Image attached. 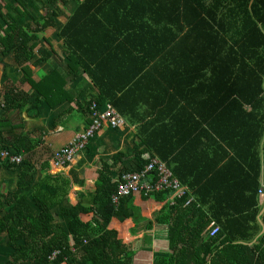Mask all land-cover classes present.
Returning a JSON list of instances; mask_svg holds the SVG:
<instances>
[{"label": "trees", "instance_id": "trees-1", "mask_svg": "<svg viewBox=\"0 0 264 264\" xmlns=\"http://www.w3.org/2000/svg\"><path fill=\"white\" fill-rule=\"evenodd\" d=\"M114 1L0 0V149L22 156V161L16 165L0 158L1 262L132 264L133 253L119 239L112 220H130L138 224L142 208L134 206L136 196L123 199L115 208L111 197L116 192L117 182L109 176L113 170L104 169L93 184L92 197L84 200L72 192L75 204L70 205L68 195L73 186H84L80 170L71 168L68 174H51L52 153L47 148L38 149L43 144V127L25 130L26 122L16 124L14 115L18 112L25 113L29 119L47 117L54 124L62 116L59 108H62L61 113L72 111V98L64 90L65 86L71 77L75 80L84 76L87 85L97 93L91 101L98 109L113 102L117 111L127 116L129 113L114 102V97L117 94H122V99L127 97L126 105L140 83L154 76L156 83L165 86L166 98L173 101V105L167 107H175V114L180 111L189 114L193 121L192 132H188L191 147L200 140L199 136L191 137L197 130L196 125L207 124L206 105L220 99L212 102V105L218 102L212 114L220 122L211 131L216 135L215 143L221 148L227 147L233 155L226 165L233 172L223 174L219 183L217 180L222 174L214 166L211 168L209 160H204L201 168L197 166L201 172L191 167L182 169L191 181L181 180L173 155L169 162L164 161L168 167L175 162L172 174L186 186L180 183L185 187V194L172 201L167 190L139 196L144 203L170 202L165 203L155 218L158 225L168 227L169 243L168 253L160 254L155 264H264V233L257 238L261 232L258 216L263 209L264 196L258 195L264 165V0H238L237 9H226L228 15L223 17L233 16L237 20L230 28L233 31L227 34L225 30L221 31V26L217 27L218 31L211 27L209 32L213 39L202 47L210 51L203 57L171 60L163 55L158 61L146 54L150 52L151 43L141 44L139 51L128 48L126 41L119 42L120 35L114 36L110 30L114 27L112 20L102 13ZM206 1L211 0H176V4L193 3L204 9L202 5ZM140 2L150 5L154 0H136V3L127 0L118 20L153 18V10L137 12L133 8ZM132 3L135 4L129 9L128 5ZM71 4L75 5L73 12L66 13L65 9L69 10ZM203 13L210 16L209 10ZM61 18L65 19L62 27L52 33L62 42L61 54H57L45 48L50 44L45 37L39 39V35L57 30ZM80 22H96L105 34L114 36L103 48L107 53L100 58L102 64L95 63V58H87V44L75 41L76 26ZM197 47L198 44L192 45V48ZM174 48H179V44ZM121 49L128 53L127 62L119 57ZM8 58L14 61L10 66L4 63ZM62 62L66 76L57 69ZM47 63L54 65L53 69L43 78L33 79L31 68L37 69ZM135 64H140V70L126 76L127 80L116 90L110 87L118 74H101V70H108L107 66L119 68L121 65L129 70ZM156 68L164 70L153 73ZM15 74L21 76L20 79H16ZM25 83L30 86V91L23 93L21 87ZM214 83L222 84L223 88H214ZM62 98L67 102L60 103ZM91 101L78 108L88 113ZM86 123L89 125L90 120ZM185 139L176 143L173 150L187 149L189 137ZM88 145L84 154H88ZM232 165L236 169H232ZM143 169L141 165L134 170L125 168L119 176ZM204 169L209 170L204 172ZM2 174L7 179H2ZM224 184L229 185L227 190ZM188 201L191 202L186 205ZM260 221L264 227V212ZM149 224L148 231H151L152 224ZM212 224L220 228L215 238L209 237ZM4 234L5 241L1 240ZM254 240L255 243L249 246ZM56 251L60 254L49 260Z\"/></svg>", "mask_w": 264, "mask_h": 264}, {"label": "crops", "instance_id": "crops-1", "mask_svg": "<svg viewBox=\"0 0 264 264\" xmlns=\"http://www.w3.org/2000/svg\"><path fill=\"white\" fill-rule=\"evenodd\" d=\"M126 3L127 0H115L110 8L103 10V15L112 20L111 24L114 27L110 30H112L114 36L120 35L118 41H126V43H128L127 47L131 49L140 51L141 44L151 43L150 52H146V54H148L149 57H154L157 61L160 57H163V55L171 60L175 58H201L205 55V52L210 51L203 50L202 47L206 42L213 39V36H211L212 34L209 32L211 31V27H215L217 30V27L221 26V31L225 30L226 33L229 34L233 31L230 30V28L234 21H237L233 19V16L223 17V15H228L226 14V12H228L226 9L228 8L231 10L237 9L238 0H216L215 3L213 0L206 1L204 5H202L204 9H202L200 5L193 3H180L178 6L176 0H154L150 5H145L142 2L134 5L136 3L135 0V3L129 4L128 8L131 9L134 5L133 8H135L137 12L153 10L156 12L154 13L151 11L153 18L141 20V18L138 17L131 21H120L118 20V16L119 13L124 12L123 8ZM68 8L69 10L65 9L66 13L73 12L75 5L71 4ZM207 10H209L210 16L206 15L207 13H203V11ZM58 21L57 27L59 28L57 30L51 31L50 36L39 35V39L45 37L50 44L46 45L45 48H50L57 54H61L62 42L58 40L55 35L54 37L52 36V33L54 34L59 31L65 19L61 18ZM97 25L96 22H80L77 24L75 41L79 44H87V53H89L86 55L87 58H91L92 60L95 58V63L102 64L100 58H102L103 54L107 53L103 51V48L108 42L112 41L114 36H108L100 30ZM149 27L151 29H148ZM160 44L169 45L163 46ZM175 44H179V48H174ZM193 44H198V47L192 48ZM213 48H211V50ZM81 49L84 50V48ZM141 53L139 52V54ZM210 54H212V52H210ZM135 56L140 59L137 55ZM119 57L124 58L123 60L125 62L128 61V53L122 51V49L119 52ZM98 61L100 62L98 63ZM50 62L51 60H49V63ZM49 63L43 64L37 69L31 68L33 74L32 78L35 80L41 79L51 71L54 65ZM139 67H141L140 64H135L133 67L131 66L129 70H125L121 68V65L119 68L107 66L108 70H101V74L105 76H109L108 74L111 73L118 74V78L115 77L112 79L110 87L116 90V88H119L123 84L125 79L127 80L126 76L137 73L140 70ZM57 69L61 75L66 76L63 62ZM163 70L164 68H156L153 73ZM125 71L130 72V74H125ZM15 76L16 79H20L21 77L16 74ZM156 81L157 78L154 76L142 81L138 88H136V94L129 97L128 102L126 101V105L125 100L127 97L122 99V94H117V97H114L115 99L113 98L115 103L123 107V109L129 113L127 116L122 115L126 124L117 129L103 127L88 145V154H79L78 158H75L74 163L67 166L68 171L65 172L66 174H68L71 168H78L84 180V185L91 186L88 189L91 196L84 194V186H73L74 189L78 190V192H74L78 196L81 195L84 199H86V197H88L87 199L92 197L93 184L101 170H113L109 176L113 179V182H117L122 170H125V168L134 170L140 165L144 167L146 161L152 156H156L165 162H169L174 156V159L178 162L177 167H179L181 173V180L186 179V181H191V177L187 173H182V171L191 167V169L195 168L201 172L200 165H202L204 160H209L211 162V168L214 166L217 168V171L221 172L222 175L218 178V183L220 179L224 178L225 175L223 174L233 172L226 167L233 158L232 151L227 147H219L214 140L216 135L211 131V129L216 128V125L220 122V120L212 114V110L218 102L213 105L212 102H216V100L219 101L220 99L216 98L213 101L207 99V101L210 102L206 105L205 110L207 124H200V126L196 125L197 130L193 131L191 137L199 136L200 140L197 142L196 146L191 147L190 133L194 127L193 121H191L189 114L187 115L183 111H180V114H175V107H167L173 105V103H171L172 100L170 99L171 101H169L166 98V93L164 92L165 86H160ZM17 83L18 82H16V84ZM214 84V88H223V85L220 83ZM178 88H181V86L179 85ZM21 90H23V93H26L30 91V86L25 83L22 85ZM64 90L72 98L70 104L72 111L69 114L61 113L62 108H59V112L62 116H59V118L54 121V124L48 121L47 117L29 119L26 117L25 113L17 112V114H22L23 117H25L24 119H27L28 122H31V125L28 126L27 121H25V130H31V128L35 130L36 128L43 127V144L38 149L47 148V150L49 149L52 153L68 144L76 134L88 127V123H86V121L89 120L88 113L81 111L78 107L88 104V102L97 96L94 88L87 85L86 77L80 76L75 80H72L71 77ZM169 93H171V91H169ZM61 102L65 103L67 100L62 98L60 103ZM105 104L113 105V102H107ZM74 115L77 116L76 123L73 121ZM220 119L222 121V118ZM219 132L221 133V130H219ZM186 137H189L188 142H186L188 143L187 149L183 151L180 150V148L173 150L175 144L184 142ZM89 155H91V158ZM118 155L119 157L117 158ZM196 159L197 161H194ZM193 161L194 164L192 163ZM175 165V162L170 163V169L172 170ZM52 169L53 167L50 165V170ZM232 169H236V167L232 165ZM207 170L209 169H204V172ZM105 174L108 175V173ZM174 177L176 176L174 175ZM176 179L179 180V177H176ZM262 183H264V165ZM182 185L186 186V184ZM224 185L227 190L229 185ZM230 185L232 184L230 183ZM262 195H264V192ZM68 201L70 205L74 206V199L73 203H71L69 199ZM165 203L170 202L165 201L157 204L148 201L144 203L139 196H136L134 206L142 208V217L139 223L135 224L130 220L124 222L118 219L112 220V224L119 234V239L133 253L132 264H155L160 254L168 253V227L158 225L155 220ZM263 206L264 196L262 199V208ZM258 219L259 222L260 218ZM150 222L152 224V230L148 231ZM1 236V240L6 239V234ZM254 243L255 240L249 244V246H252ZM0 264H4V262L0 260Z\"/></svg>", "mask_w": 264, "mask_h": 264}, {"label": "built area", "instance_id": "built-area-1", "mask_svg": "<svg viewBox=\"0 0 264 264\" xmlns=\"http://www.w3.org/2000/svg\"><path fill=\"white\" fill-rule=\"evenodd\" d=\"M90 123L83 131L76 134L67 146H63L52 152L50 164L55 169H63L69 165L73 159L84 152L88 141L93 138L103 127L116 129L126 124L124 117L117 109L110 104L98 109L96 103L91 101L88 108ZM0 158L8 161L10 164H19L22 156L12 155L7 150L0 149ZM167 190L171 193L170 200L179 199L185 194V187L181 186L178 180L172 174L167 164L156 156L148 159V162L141 171L123 173L117 181L116 192L111 197V202L115 208H118L121 201L132 196H148L159 194ZM264 192V183L261 184L258 194ZM191 201H188V205ZM220 232V228L212 224L210 227V238H215ZM60 252L51 254L49 260H53ZM61 264V263H60Z\"/></svg>", "mask_w": 264, "mask_h": 264}, {"label": "rangeland", "instance_id": "rangeland-1", "mask_svg": "<svg viewBox=\"0 0 264 264\" xmlns=\"http://www.w3.org/2000/svg\"><path fill=\"white\" fill-rule=\"evenodd\" d=\"M50 34H51V31H47V33L46 34H44V35H46V36H50ZM6 62V63H5ZM4 63L5 64H7L8 66H10L11 64H13L14 63V61L11 59V60H9V58L6 60V61H4ZM1 68V67H0ZM78 114V113H77ZM25 117H23V115L22 114H15L14 115V122L17 124V123H19V121H27V119H24ZM76 118H77V116H75L74 115V119H73V121H74V123H76ZM37 120V119H36ZM27 124H28V126H30L31 125V122H28L27 121ZM29 128V127H28ZM97 135V134H96ZM95 135V136H96ZM69 144V143H68ZM68 144H66L65 146H67ZM64 146V147H65ZM84 153H82V154H80V155H83ZM81 157H83V156H81ZM77 158H78V156H77ZM74 161H75V159H73V161L70 163V164H73L74 163ZM68 166V165H67ZM67 166L66 167H64L63 169H61V170H59V169H55V168H53L52 170H50V172H51V174H54V173H58V172H62V173H64V174H66L65 172L66 171H68V169H67ZM170 169V168H169ZM171 170V169H170ZM2 179H7V177H6V175L5 174H2ZM89 187H91V186H86V185H84V190L83 189H81V190H83V192H84V194H87L88 196H91V193H89ZM78 189V188H77ZM72 192H78V190H76V189H72L71 190V192L69 193V195H68V199L69 200H71V203H73L74 201H73V199L75 200V198H74V195L72 194ZM88 197H86V199H87ZM86 199H84V200H86Z\"/></svg>", "mask_w": 264, "mask_h": 264}, {"label": "water", "instance_id": "water-1", "mask_svg": "<svg viewBox=\"0 0 264 264\" xmlns=\"http://www.w3.org/2000/svg\"><path fill=\"white\" fill-rule=\"evenodd\" d=\"M263 212H264V206H263V209H262V211L260 212L258 218L261 217V215L263 214ZM258 223H259V226H260V228H261V232H260V234L258 235V238H259V237L264 233V227L262 226V224L260 223V221H259Z\"/></svg>", "mask_w": 264, "mask_h": 264}]
</instances>
